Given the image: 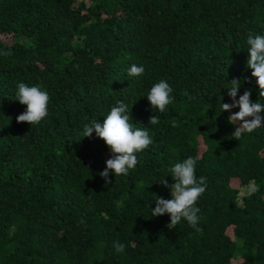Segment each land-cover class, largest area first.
<instances>
[{
  "label": "trees",
  "instance_id": "1",
  "mask_svg": "<svg viewBox=\"0 0 264 264\" xmlns=\"http://www.w3.org/2000/svg\"><path fill=\"white\" fill-rule=\"evenodd\" d=\"M250 33L264 35V0H0V264H264V126L234 139L221 104L234 78L237 100L264 104ZM161 79L163 113L147 99ZM21 82L50 96L38 125L17 122ZM118 100L153 143L106 184L113 154L83 129ZM190 156L207 180L199 231L152 216Z\"/></svg>",
  "mask_w": 264,
  "mask_h": 264
},
{
  "label": "clouds",
  "instance_id": "2",
  "mask_svg": "<svg viewBox=\"0 0 264 264\" xmlns=\"http://www.w3.org/2000/svg\"><path fill=\"white\" fill-rule=\"evenodd\" d=\"M250 58L247 67L252 70V77L255 78L260 92L259 97H264V35L249 34L247 37ZM4 56L11 55L10 52L0 53ZM145 73L144 66L131 65L128 70L129 76L139 77ZM228 96L232 103H221L223 112H229L230 123L237 124L232 137L240 140L244 133H252L256 129L264 126V104L251 101V91H245L237 100V95L241 87L239 79H232L229 83ZM131 87V86H130ZM173 88L166 81L161 79L155 83L147 94L152 109H158L163 113L168 105L174 101L172 95ZM16 100L20 104L26 105L27 109L16 119L18 123H29L38 125L48 115V104L50 96L46 90L39 86H29L23 82L17 85ZM233 108L239 111L231 114ZM129 114L128 105L122 101H117L110 112L104 118L103 123L92 120L85 124L83 129L84 137H91L93 132L102 139L113 154L106 161V169L100 173L106 184L111 183L110 173L115 176L127 175L129 170L134 169L138 164L136 153L147 149L153 140L147 129L135 127ZM159 117L153 115L150 118L151 125H157ZM197 158L188 157L182 162L178 161L168 168L170 176L175 183L169 185L166 180L162 181L165 187L171 188V199H164L156 196V207L152 209V216L159 217L165 214L170 215L171 223L169 228L180 224L186 220L188 224L199 231L197 227L200 217V208L197 207L199 198L205 193L207 180L205 177L197 179L195 175ZM83 222V221H82ZM113 247L117 253L125 251V245L119 241L114 242Z\"/></svg>",
  "mask_w": 264,
  "mask_h": 264
}]
</instances>
